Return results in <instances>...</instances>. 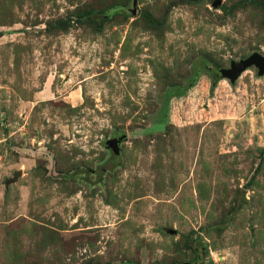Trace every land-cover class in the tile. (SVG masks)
I'll return each instance as SVG.
<instances>
[{
    "label": "rangeland",
    "instance_id": "obj_1",
    "mask_svg": "<svg viewBox=\"0 0 264 264\" xmlns=\"http://www.w3.org/2000/svg\"><path fill=\"white\" fill-rule=\"evenodd\" d=\"M213 2L0 0V264H264V0Z\"/></svg>",
    "mask_w": 264,
    "mask_h": 264
},
{
    "label": "water",
    "instance_id": "obj_2",
    "mask_svg": "<svg viewBox=\"0 0 264 264\" xmlns=\"http://www.w3.org/2000/svg\"><path fill=\"white\" fill-rule=\"evenodd\" d=\"M135 3V0H133ZM222 3V0H214L213 6L217 7ZM255 66L258 69V73L264 74V55L259 52H253L249 56L239 59L237 62L233 61L229 68L220 69V73L223 77L229 78L230 81H234L239 77V75L249 66ZM126 139V134L124 132L113 135L111 139L108 140V145L115 151L119 152L120 142ZM20 174V170L16 171L9 181H13L17 175ZM181 264H191L189 262ZM202 264V262H201Z\"/></svg>",
    "mask_w": 264,
    "mask_h": 264
},
{
    "label": "trees",
    "instance_id": "obj_3",
    "mask_svg": "<svg viewBox=\"0 0 264 264\" xmlns=\"http://www.w3.org/2000/svg\"><path fill=\"white\" fill-rule=\"evenodd\" d=\"M180 92H178V94H179Z\"/></svg>",
    "mask_w": 264,
    "mask_h": 264
}]
</instances>
